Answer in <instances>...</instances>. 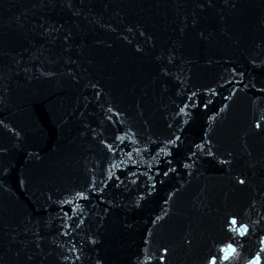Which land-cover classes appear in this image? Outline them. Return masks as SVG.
Returning a JSON list of instances; mask_svg holds the SVG:
<instances>
[{
  "label": "water",
  "instance_id": "obj_1",
  "mask_svg": "<svg viewBox=\"0 0 264 264\" xmlns=\"http://www.w3.org/2000/svg\"><path fill=\"white\" fill-rule=\"evenodd\" d=\"M261 117L264 0H0V264H264Z\"/></svg>",
  "mask_w": 264,
  "mask_h": 264
},
{
  "label": "snow or ice",
  "instance_id": "obj_2",
  "mask_svg": "<svg viewBox=\"0 0 264 264\" xmlns=\"http://www.w3.org/2000/svg\"><path fill=\"white\" fill-rule=\"evenodd\" d=\"M261 120H264V117H261ZM0 123H2V122H0ZM260 126H261V124L258 121L256 123V127L259 128ZM169 143H171V141H169ZM165 175H167V173H165ZM240 183L243 184L244 180H240ZM76 195L79 197H84L85 194L83 192H79ZM229 227L232 231L237 232L241 236L245 235L248 231V226L246 224H240L235 217H233L231 219ZM261 244L264 245V240L261 241ZM167 251L168 250L165 248L164 252L166 253ZM235 252H236V247L233 244H231V243L225 244L223 247L220 248L221 255L219 257L218 256H210L209 260L207 261V264H218L219 259H223V260L227 261L231 258V256H233L235 254ZM149 259H151V257H149ZM160 259L163 260L164 257L161 256ZM248 264H262L261 253L257 252L255 254V256L248 261Z\"/></svg>",
  "mask_w": 264,
  "mask_h": 264
}]
</instances>
